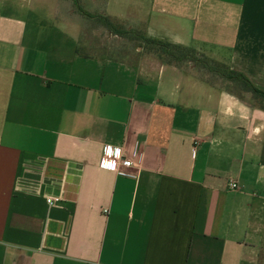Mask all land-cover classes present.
<instances>
[{
  "label": "crops",
  "instance_id": "obj_1",
  "mask_svg": "<svg viewBox=\"0 0 264 264\" xmlns=\"http://www.w3.org/2000/svg\"><path fill=\"white\" fill-rule=\"evenodd\" d=\"M44 3L0 0V264H264V117L156 45L264 92V0ZM96 15L154 64L94 39ZM106 146L139 149L136 179L100 168Z\"/></svg>",
  "mask_w": 264,
  "mask_h": 264
},
{
  "label": "rangeland",
  "instance_id": "obj_2",
  "mask_svg": "<svg viewBox=\"0 0 264 264\" xmlns=\"http://www.w3.org/2000/svg\"><path fill=\"white\" fill-rule=\"evenodd\" d=\"M40 1V0H39ZM79 3L86 9L90 8L87 5V2L94 1V0H78ZM42 3H50L53 2L54 4L58 2L59 9L62 11L61 13H64L65 15H68V18H75L77 20L81 19L80 15L84 14V10L81 7L80 13L76 11L73 3L70 0H41ZM44 3V5H47ZM94 14V12H92ZM86 14V13H85ZM83 16V15H82ZM81 16V17H82ZM94 19H88L87 21L90 24L91 32L93 34L94 39H107L109 42L113 40H119L117 37H122L124 39V42H130L133 44L132 48L130 47L129 53L132 57L136 54L137 56H140V59H143V64H147L148 62H153L156 59H151V57H154V55L148 50L146 43L142 41L143 35L141 33L132 35L131 31H128L125 27H122L119 25V23H113L112 26H114L118 31L113 32L106 31L104 28H100L101 25L105 27L104 24H106V19H103L100 17V15L93 16ZM87 19V18H86ZM84 20V19H83ZM104 23L99 25L98 23ZM122 30V31H121ZM116 33L118 35H116ZM137 50V53H135ZM167 54H164V51L160 49V55H164L166 60H170V62L173 65L181 66L185 69L187 72V76L190 78H193V76L197 77V80L203 82L205 85H219L220 87H224L230 92L234 93L236 96H238L241 100L246 102L247 104L251 105L253 110L260 111L261 116L264 117V99L258 96H255L254 94L247 92L246 87L243 82L241 81H228L224 78H222L220 74H223L225 72L223 67H218L207 60H205L201 55H198L195 52H191L189 50L184 49H178V48H169L167 49ZM125 53H128V50ZM164 60L157 57V62L159 64L164 63ZM206 64L209 66V69L206 68ZM213 70V71H210ZM218 72V73H215ZM219 76V78H218ZM264 121V120H263ZM264 134V129H263Z\"/></svg>",
  "mask_w": 264,
  "mask_h": 264
},
{
  "label": "built area",
  "instance_id": "obj_3",
  "mask_svg": "<svg viewBox=\"0 0 264 264\" xmlns=\"http://www.w3.org/2000/svg\"><path fill=\"white\" fill-rule=\"evenodd\" d=\"M141 159V153L139 149L134 148L130 154L126 155L121 148H114L111 146H106L101 157L99 166L102 169L115 172L118 176L136 179L137 174L134 172V169L138 168ZM229 187L232 190L238 189V184L236 181L231 180L229 182ZM54 201L49 199L47 203L50 206L54 205ZM107 213L108 211H104Z\"/></svg>",
  "mask_w": 264,
  "mask_h": 264
},
{
  "label": "trees",
  "instance_id": "obj_4",
  "mask_svg": "<svg viewBox=\"0 0 264 264\" xmlns=\"http://www.w3.org/2000/svg\"><path fill=\"white\" fill-rule=\"evenodd\" d=\"M76 7H79L76 0H72ZM80 9V8H78ZM81 11V10H80ZM106 24L108 25L109 28H113V26L111 24H109V22H106ZM145 43L148 46L151 45H155L156 42H152L151 40L149 41L148 39H145ZM159 45L160 49H162V51H164L165 54H167V49L170 48V46L168 45H163V44H156ZM164 49V50H163ZM206 68L209 69V66L206 64ZM225 72L223 74H218L220 75L222 78L228 80V81H241L244 83L245 87H246V91L250 92L252 94H254L255 96L261 97L264 99V92L258 90L248 79L247 77H245L243 74L238 73V72H234V71H229L228 69H224ZM213 71V70H210ZM218 73V72H215Z\"/></svg>",
  "mask_w": 264,
  "mask_h": 264
}]
</instances>
